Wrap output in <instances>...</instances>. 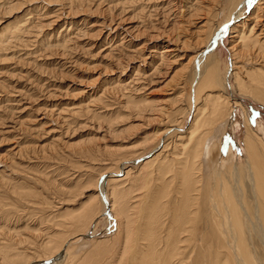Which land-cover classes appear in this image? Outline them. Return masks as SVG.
Returning <instances> with one entry per match:
<instances>
[{
    "label": "rangeland",
    "instance_id": "obj_1",
    "mask_svg": "<svg viewBox=\"0 0 264 264\" xmlns=\"http://www.w3.org/2000/svg\"><path fill=\"white\" fill-rule=\"evenodd\" d=\"M233 1L0 0V35L24 24L31 31L22 42L0 48V254L10 241L24 242L28 246L20 251L25 254L12 263L41 264L31 257V247L51 231L48 220L79 211L93 197L102 202V213L98 228L85 239L105 241L113 233L106 182L114 178L119 161L136 167L161 151L163 146L140 155L164 128L180 123L183 135L189 128L194 109L186 113L184 96L197 69L189 60L197 48L204 51L212 30L224 86L218 90L238 102L214 136L215 163L228 161L230 167L245 169L243 117L264 138V104L247 89L239 92L229 73L235 40L231 28L248 19L256 6L250 0ZM260 4L257 34L264 31ZM230 12L240 15L236 23ZM163 47L168 52L160 59ZM256 243L251 241L254 248ZM85 250L82 245L81 254ZM257 250L264 264V252ZM65 255L43 263L63 264Z\"/></svg>",
    "mask_w": 264,
    "mask_h": 264
},
{
    "label": "bare ground",
    "instance_id": "obj_2",
    "mask_svg": "<svg viewBox=\"0 0 264 264\" xmlns=\"http://www.w3.org/2000/svg\"><path fill=\"white\" fill-rule=\"evenodd\" d=\"M214 1L222 5L227 2ZM263 1L250 0L257 6L254 13L239 26L231 28L234 33L231 38L235 40L231 43L233 61L229 73L239 92L247 89L255 100L264 104V31L261 29L259 34L255 31L257 26H262L259 21L262 15L260 3L264 4ZM232 14L230 17L236 23L240 15ZM12 26L15 27L14 24ZM8 30L0 35V48L11 42H22L21 39L31 32L25 24L14 28L11 33ZM212 31L207 34L208 43L204 49L211 50L210 54L202 61L204 51L197 48L189 60V64L194 63L197 69L191 68L190 93L183 96L186 113L194 109V115L184 135L178 131L180 123L174 122L176 125L169 129L163 124L164 130L159 131L156 138L153 137L149 150L140 149L141 155L147 154L146 151H158L163 146L152 158L136 167H128L127 164L125 167L117 161L120 157L116 158L115 176L105 185L110 214L115 221L113 233L107 235L105 241L85 239L88 233L93 234L98 228L103 207L97 197L90 198L84 205L81 204L79 211L60 213L56 218L62 219L48 220L52 223L49 226L51 231L46 232L47 237L40 235L41 242H34L31 247L34 250L31 257L37 262L46 264L43 262L64 253L66 260L63 264H262L257 249L264 252V138L248 125L244 115L245 169L230 167L228 161L223 165L215 163L214 136L222 132L238 102L224 97L218 90L219 86H224L217 72L218 53L211 46L215 37ZM163 48L160 59L168 52ZM219 82L221 84L218 85ZM140 112L143 110L138 109L137 115L142 116ZM168 148L173 152L180 150L181 156L173 155V152L166 154ZM124 158L121 160L128 159ZM121 168L127 171L123 170V174L120 172L122 175H119ZM252 240H256L259 247L254 248ZM12 241L0 254V264H13L12 260L17 261L13 257L25 254L20 250L28 245ZM82 245L86 246V250L81 254Z\"/></svg>",
    "mask_w": 264,
    "mask_h": 264
}]
</instances>
